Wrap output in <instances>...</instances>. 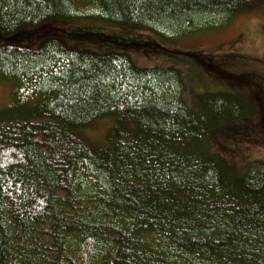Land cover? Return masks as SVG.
<instances>
[{
  "label": "trees",
  "instance_id": "obj_1",
  "mask_svg": "<svg viewBox=\"0 0 264 264\" xmlns=\"http://www.w3.org/2000/svg\"><path fill=\"white\" fill-rule=\"evenodd\" d=\"M256 1L0 0V264H264L263 164L211 151L253 115L242 95L56 38L17 43L52 20L174 42ZM100 120L99 145L83 132Z\"/></svg>",
  "mask_w": 264,
  "mask_h": 264
},
{
  "label": "rangeland",
  "instance_id": "obj_2",
  "mask_svg": "<svg viewBox=\"0 0 264 264\" xmlns=\"http://www.w3.org/2000/svg\"><path fill=\"white\" fill-rule=\"evenodd\" d=\"M17 38L18 44L29 49L39 48L43 40L56 38L94 53L125 54L141 69H179L195 94L242 95L254 110L253 115L244 120V128L214 141L211 151L242 172L255 160H260L264 169V0L245 8L220 29L174 42L134 29L56 20L26 28ZM138 41L142 44H137ZM3 43L6 42L0 39V44ZM9 105L10 87L0 85V113ZM109 124V120L97 121L83 133L100 145Z\"/></svg>",
  "mask_w": 264,
  "mask_h": 264
}]
</instances>
